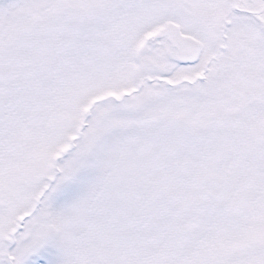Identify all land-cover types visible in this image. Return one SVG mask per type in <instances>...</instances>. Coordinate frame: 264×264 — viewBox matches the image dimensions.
Masks as SVG:
<instances>
[{"label": "snow or ice", "instance_id": "6c2138e0", "mask_svg": "<svg viewBox=\"0 0 264 264\" xmlns=\"http://www.w3.org/2000/svg\"><path fill=\"white\" fill-rule=\"evenodd\" d=\"M0 264H264V0H0Z\"/></svg>", "mask_w": 264, "mask_h": 264}]
</instances>
